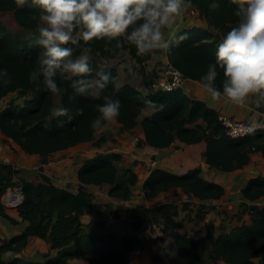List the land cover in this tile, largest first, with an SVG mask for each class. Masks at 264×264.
<instances>
[{
	"label": "trees",
	"instance_id": "obj_1",
	"mask_svg": "<svg viewBox=\"0 0 264 264\" xmlns=\"http://www.w3.org/2000/svg\"><path fill=\"white\" fill-rule=\"evenodd\" d=\"M35 0H0V12H13L18 23L29 31L26 37H19L0 20V68H6L11 82H0V101L8 94L21 90L30 92V98L22 106L11 105L0 115V130L15 141L28 154L47 156L50 153L67 149L82 142L92 141L94 133L90 122L98 114L96 105L103 102L101 97L81 96L74 92L71 81L58 77L61 91L50 92L40 81L29 80V72L35 67L41 51L36 44V26L39 7L32 5ZM242 0H217L218 7L211 8V0H193L192 9L197 10L210 27L218 30L220 36L210 29L193 26L181 30L187 38L167 51L169 63L185 78L199 82L207 65L215 61V48L224 34L238 21L237 6ZM178 32V33H180ZM73 55H80L91 48L90 53L100 52L109 57L120 50H128L139 63L146 62L148 53L137 54L134 45L123 41L115 47V41L93 39L71 45ZM89 52V51H88ZM93 69L87 75L94 76L100 71L96 62L89 59ZM117 77V83L109 84L105 94L121 101L117 122L123 130H132L145 109L153 110L142 120L145 141L156 148H166L176 140L185 144L206 142L205 158L210 167L232 172L246 166L251 154L261 152L264 156V134L254 132L245 138L230 139L219 121V111L205 101L193 99L185 88L159 90L144 94L131 85H118L117 71L105 68ZM141 74L146 79L145 71ZM223 79L222 70L217 83ZM60 94L61 105L70 109L72 120L56 117L51 113L55 96ZM155 100L158 109L144 105V99ZM82 108V112H77ZM64 120L63 124L59 121ZM202 122L203 124H199ZM191 124L195 126L191 127ZM120 154L99 155L88 160L79 170L82 184H110L111 196L129 200L132 188L138 182V175L127 169L119 176L116 162ZM201 169H193L186 174H175L165 169L151 171L144 182L148 196L156 197L161 192L173 188L188 190L201 200L218 199L225 194V188L205 180ZM14 167L0 163V216L6 217L3 195L8 189L19 187L24 201L20 206L21 217L28 222L25 230L0 247V264H71L74 259H84L90 264H128L133 251L144 249L142 239L137 235L118 236L116 234H93L86 232L81 217L94 207V198L83 186L77 192L60 188L44 177V183L14 180ZM244 196L254 201L264 197V176L251 179L243 189ZM29 200L28 202H25ZM178 205L163 203L154 208H145L135 217V226L149 228L163 221V231L173 234L178 255L187 264H206L208 261L228 264H256L255 259L264 257V207H250L251 223H242L230 232L216 234V228L208 224L207 233L200 238H191L181 232L182 222L176 220ZM55 218V222L53 219ZM36 236L50 242L51 249L57 251L54 257L46 256L44 261L25 260L19 256L5 261V251H20L28 243V237Z\"/></svg>",
	"mask_w": 264,
	"mask_h": 264
},
{
	"label": "rangeland",
	"instance_id": "obj_2",
	"mask_svg": "<svg viewBox=\"0 0 264 264\" xmlns=\"http://www.w3.org/2000/svg\"><path fill=\"white\" fill-rule=\"evenodd\" d=\"M26 1V0H25ZM32 5H37L36 0ZM1 22L19 37H26L29 31L22 27L16 20L13 12H0ZM193 26H201L210 29L214 35L220 36L218 30L210 27L207 21L201 17L197 10L188 7L177 20L167 26L165 35L178 33L183 29ZM87 54L98 65L100 71L105 68H113L117 71L118 85H131L144 94L155 92L153 85L166 79V70L169 66L167 52L152 50L148 52L150 58L139 63L134 59L128 50H120L115 56L97 52L95 54L88 51ZM122 62L132 65L134 72L127 70L118 71V66ZM170 64V65H169ZM141 71L149 76L143 77ZM185 92L195 98L204 99L210 102L213 100L199 82L186 81ZM183 87V88H184ZM200 88V89H199ZM199 96V97H198ZM30 98V92L21 90L12 92L0 101V115L11 105L22 106L25 100ZM60 94L55 96V105H61ZM220 112L233 115L227 109V98L216 99ZM252 107L264 113V103L261 99L258 103L249 100ZM238 107H244L238 105ZM153 110L145 109L137 120V125L132 130H123L121 124L115 121L106 123L102 130L94 133V139L82 142L67 149L56 151L42 156L38 154H28L21 149L12 139L5 136L0 130V163H6L14 167V180H26L32 183L46 182L44 177L60 187L77 192L83 186L85 190L93 195L94 207L90 212L85 213L81 220L84 223L86 232L93 234H117L138 235L143 243L144 249L133 251L129 255L128 264H187L178 255L175 240L171 232H164L163 221L149 228H138L135 226V217L145 208H154L163 203L174 202L178 205L179 215L176 220L182 222L181 232L187 233L191 238H200L208 231V224L216 228V234L230 232L242 223H251L250 207L257 205L264 207V197L251 201L243 194L245 183L249 178L264 176V163L255 159L246 167L233 172H207L206 176L224 185L225 194L218 199L201 200L190 196L186 189L173 188L161 192L156 197L148 196L144 188V182L151 171L155 169H168L177 171H188L201 169L204 164V154H198L197 145H188L175 141L166 148H156L146 143L142 129V120L151 116ZM256 114V113H255ZM243 119L241 117H235ZM117 153L122 159L116 162L119 176L122 177L127 169L133 170L138 175V182L132 188V195L129 200L111 196L112 186L104 183L102 185L82 184L79 180V170L88 161L99 155ZM211 171V170H210ZM250 180V179H249ZM6 209V217L0 216V247L7 244L13 237L21 234L28 222L21 217L20 206L24 198L19 187L8 189L2 197ZM55 222V218L53 219ZM48 241L32 238L29 243L20 251H5L2 258L10 261L16 256L30 261H44L46 256H53L56 252L49 249ZM84 259H77V264H87ZM75 262V261H73ZM75 262V263H76ZM256 264H264V257L255 259ZM206 264H228L223 261L217 263L208 261Z\"/></svg>",
	"mask_w": 264,
	"mask_h": 264
},
{
	"label": "clouds",
	"instance_id": "obj_3",
	"mask_svg": "<svg viewBox=\"0 0 264 264\" xmlns=\"http://www.w3.org/2000/svg\"><path fill=\"white\" fill-rule=\"evenodd\" d=\"M36 3L39 12L35 42L41 51L29 72V80L42 79L50 92L59 93L58 77H62L71 81L78 95L102 96L103 102L96 105L98 114L90 122L93 130H102L107 122L117 120L120 115L121 101L105 94L110 83H117V77L108 71L87 75L93 71L89 56H74L71 45L78 46L81 40L105 39L114 40L116 48L127 41L135 46L137 54L170 51L187 34L173 32L166 36L164 29L192 6L193 0H36ZM209 6L219 5L217 0H211ZM237 15L236 24L216 44L215 61L207 65L199 83L213 100L227 98L238 105L249 100L258 103L264 98V0H242L238 3ZM125 69L134 72L131 64L122 62L118 71ZM221 70L223 79L218 85ZM0 82H11L6 68H0ZM144 105L154 110L159 107L147 97ZM51 113L73 119L70 109L63 105L52 107ZM245 127L249 132L255 130L252 125Z\"/></svg>",
	"mask_w": 264,
	"mask_h": 264
},
{
	"label": "built area",
	"instance_id": "obj_4",
	"mask_svg": "<svg viewBox=\"0 0 264 264\" xmlns=\"http://www.w3.org/2000/svg\"><path fill=\"white\" fill-rule=\"evenodd\" d=\"M166 79L159 83H155L153 87L155 91L159 90H173L179 87H184L185 82L189 79L185 78L176 68L169 66L166 70ZM185 88V87H184ZM264 103V98H261ZM219 111V110H218ZM236 116L224 114L219 111V121L225 130V135L230 139H240L249 136L254 132H261L264 134V113L260 112L255 118L238 119ZM246 125L255 127L253 132H249ZM259 125V126H256Z\"/></svg>",
	"mask_w": 264,
	"mask_h": 264
},
{
	"label": "crops",
	"instance_id": "obj_5",
	"mask_svg": "<svg viewBox=\"0 0 264 264\" xmlns=\"http://www.w3.org/2000/svg\"><path fill=\"white\" fill-rule=\"evenodd\" d=\"M170 65V64H169ZM189 81H192V80H189ZM196 82V81H195ZM199 85H200V83H199ZM200 89V88H199ZM191 97V96H190ZM199 97V96H198ZM191 98H193V99H198V100H202V101H205L204 99H200V98H195V96H193V97H191ZM210 107H213V108H216V109H218L219 107L217 106L219 103H217L218 101H216V100H210V102H209V100L208 101H205ZM226 105H222V107L221 108H225L226 109V107H225ZM221 108L219 109V110H221ZM227 109H229V113H231V111H232V114H233V116H236V117H241V118H248V117H250V118H255L256 116H257V114H258V111L256 110V108H254V107H252V105L249 103V101L248 102H246L245 104H244V107H238V104H235V103H233V102H231L230 100H228V103H227ZM256 113V114H255ZM199 124H203L202 122H200ZM204 125V124H203ZM191 127H193V126H195V124H191L190 125ZM144 132V131H143ZM144 139H145V135H144ZM176 141H179V140H176ZM180 142V141H179ZM182 143V142H181ZM188 145H197L198 146V154H205V151H206V142L205 141H202V142H199V143H196V144H188ZM202 154V155H203ZM205 157V156H204ZM255 159H259L260 161H262V163H264V156H263V154L261 153V152H254V153H252L251 154V159H250V161H249V163L247 164V165H249L250 163H252ZM204 164L202 165V177L205 179V180H207V181H210V182H214V183H217V184H220V185H222L221 183H218V182H216V181H214L213 179H212V176H211V178H208L207 176H206V174H207V172H214V171H219V172H223V171H220V170H218V169H216V168H214V167H210L207 163H206V158H204ZM246 165V166H247ZM246 166H244V167H246ZM165 170H168V169H165ZM211 170V171H210ZM238 170V169H237ZM239 170H241V169H239ZM168 171H170V172H172V173H175V174H179V175H182V174H186L188 171H190V170H188V171H182V172H180V171H177V170H168ZM235 171V170H234ZM233 172V171H232ZM256 178V177H255ZM250 180L251 179H253V178H249ZM248 179V181L245 183V186L248 184V182L250 181ZM222 186H224V185H222ZM84 224V223H83ZM117 235V234H116ZM127 235H135V234H127ZM118 236H125V235H118ZM138 236V235H137ZM32 238H34V239H37V240H44V239H41V238H38V237H36V236H30V237H28V243H29V240H31ZM44 241H47V240H44ZM48 244H49V249L50 250H52L51 249V245H50V242L48 241L47 242ZM53 251V250H52ZM54 252H56L53 256H51V257H54L56 254H57V251H54ZM76 260L77 259H74V260H72V261H70V263L71 264H77V262H76ZM73 261H75V262H73ZM84 262H86L87 264H90L88 261H86V260H83Z\"/></svg>",
	"mask_w": 264,
	"mask_h": 264
},
{
	"label": "water",
	"instance_id": "obj_6",
	"mask_svg": "<svg viewBox=\"0 0 264 264\" xmlns=\"http://www.w3.org/2000/svg\"><path fill=\"white\" fill-rule=\"evenodd\" d=\"M187 193L190 195V196H193L192 193H190L188 190H187ZM29 200H26L25 202H28ZM174 246V245H173Z\"/></svg>",
	"mask_w": 264,
	"mask_h": 264
}]
</instances>
